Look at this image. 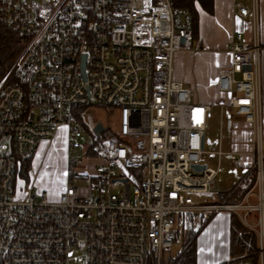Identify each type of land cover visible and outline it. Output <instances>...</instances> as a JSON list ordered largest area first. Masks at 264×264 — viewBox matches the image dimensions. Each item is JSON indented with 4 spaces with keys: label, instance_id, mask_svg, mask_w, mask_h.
<instances>
[{
    "label": "built area",
    "instance_id": "obj_1",
    "mask_svg": "<svg viewBox=\"0 0 264 264\" xmlns=\"http://www.w3.org/2000/svg\"><path fill=\"white\" fill-rule=\"evenodd\" d=\"M235 14L250 19L251 37L234 33L216 85L254 130L255 177L240 200L203 202L193 195L218 190L219 167L194 168L212 105L196 101L174 67L176 52L194 48L190 9L174 0H0V24L24 37L0 82V264H68L73 251L82 264H163L195 219L220 211L238 218L255 247L217 264H264L258 0L236 2ZM94 100L119 110L111 135L82 120ZM63 128L64 190L52 200L20 187L21 159Z\"/></svg>",
    "mask_w": 264,
    "mask_h": 264
},
{
    "label": "rangeland",
    "instance_id": "obj_2",
    "mask_svg": "<svg viewBox=\"0 0 264 264\" xmlns=\"http://www.w3.org/2000/svg\"><path fill=\"white\" fill-rule=\"evenodd\" d=\"M196 38V37H195ZM196 40V39H195ZM194 40V45H195ZM187 53V51H185ZM208 56H200L195 58L192 62L188 63L186 60L181 67V70L185 73H190L193 77L191 84L193 97L199 102H210L212 110L209 116V122L205 132V145L204 152L201 155V162L208 164L212 167H218V175L216 182L220 191H230L238 184V182L245 178L249 171H252L248 164L245 163L238 166L234 163V160L239 156L237 152L225 153L222 156L214 153L219 149V142L221 139V149L224 151H234L238 149L239 145L244 146V138L239 133L235 134L232 129L231 122L235 120L242 121L241 117L231 116L234 110L226 104L228 96L224 93L217 91L215 84L212 82L215 70L220 64L225 63L229 57L224 51L208 49ZM191 63V64H190ZM176 66V64H175ZM221 103L223 104V112L221 114ZM81 117L85 125L89 129H93L94 126L101 122L106 130L104 135H111L118 129L119 110L113 105L103 104L97 101H93L90 105L80 109ZM235 114V113H234ZM40 148L35 157V164L33 167L32 175L24 178L23 173V161L21 159L19 173L17 178V184L21 187L23 183L25 185L32 184L33 192L45 193L50 199H56L60 194L61 187L64 183L65 169H66V154H67V136L66 130L61 129L57 136L51 142H45L40 144ZM32 157L31 163L33 161ZM32 166V164H31ZM32 169V167H31ZM30 169V170H31ZM85 185V182L79 181ZM253 184V183H252ZM121 187L114 184L113 191L119 193ZM194 200L203 202H214L216 197L212 194H199L193 195ZM220 200L230 201L228 196L221 195ZM212 214L201 218L195 219L194 232L199 231L201 226L210 219ZM181 235L173 244L170 252L164 253L163 264L173 262L180 252L183 250L184 245L188 240ZM250 242L246 246V249L254 250V242L251 238ZM246 249H243L240 253H235L233 256L243 254ZM81 255L78 251L70 252L67 256L68 264H82L78 261V257ZM171 261V262H170Z\"/></svg>",
    "mask_w": 264,
    "mask_h": 264
},
{
    "label": "crops",
    "instance_id": "obj_3",
    "mask_svg": "<svg viewBox=\"0 0 264 264\" xmlns=\"http://www.w3.org/2000/svg\"><path fill=\"white\" fill-rule=\"evenodd\" d=\"M236 2L250 3L251 0H214L213 13H208L206 10H204L201 7V5L198 2H195V9L199 17L198 35L195 38L196 39L195 45L192 51H188L186 53L185 51L180 50L175 54L174 67H175V78L177 80L184 82L187 86L191 88V84L193 81L192 75L190 73H185L181 70V67L183 66L186 60H188L189 63L192 62L195 58H198L200 56H208L209 54L207 52L208 49H213V50L217 49L219 51H224L228 56L226 49L228 43L230 42L231 38L236 32H242L247 40L250 39L251 37L250 19H244L239 16H236L235 14ZM258 7H259V15H260L261 40L262 42H264V0H258ZM228 60L225 63L220 64L215 70L216 72L214 73V75H212V77L214 78L212 82L215 84L216 89H217L216 83H217L219 69L222 66L226 65L228 63ZM261 66H262L261 78H262V103H263L262 147L264 150V54L262 55ZM206 103H210V102H206ZM227 103L228 100L226 101V104ZM223 104L224 103H221V105ZM231 116L241 117L243 119L242 121L235 120L231 122L232 124L231 127L235 134L239 133L240 135H242V138H244L245 140L244 142H246V145L245 143L244 146L239 145L238 146L239 148L235 149L234 151L228 152L222 149L221 150L227 153L237 152L242 159V164L245 165V163L248 164L247 162H249V167L251 169L255 160L256 137L254 130L251 124L245 121V119L242 116L235 115L234 113H232ZM45 142H51V141H43L42 143ZM40 146L38 147L37 151L34 154V158L32 161V169L30 170L31 173L30 176L32 175L33 167L35 164V157L39 151ZM219 148H221V139L219 142ZM218 150L219 149H217L216 151ZM216 151H214V153H216ZM241 181L242 179L238 182V184ZM65 182L66 179L64 176V183L61 187L60 193L64 190ZM226 192L228 191H220L218 186V190L214 195L216 197V200L218 197H220L221 195H223V193ZM231 219H232L231 213L226 211H220L212 214L211 218L208 219V221L201 226L197 234V240H196L197 264H217L231 257V249H230Z\"/></svg>",
    "mask_w": 264,
    "mask_h": 264
},
{
    "label": "trees",
    "instance_id": "obj_4",
    "mask_svg": "<svg viewBox=\"0 0 264 264\" xmlns=\"http://www.w3.org/2000/svg\"><path fill=\"white\" fill-rule=\"evenodd\" d=\"M175 5L188 8L192 11L194 16L193 25V35L194 38L198 35L199 17L195 9V2H198L201 7L208 13L214 12V0H174ZM24 42V37L8 28L7 26L0 24V82L4 79L7 73L11 70L13 63L20 52ZM17 76L13 72L7 83H13L17 81ZM32 156L27 158H22L23 161V173L24 178L29 177V171L31 169ZM255 173L250 171L242 181L234 187L232 190L223 193L224 196H228L230 201H237L242 198L244 193L254 182ZM26 183V182H25ZM215 195V194H213ZM219 197L216 201H219ZM205 224V223H204ZM203 224V225H204ZM199 231L194 232L184 245L183 250L180 252L179 256L173 260V262L165 264H197V253H196V240ZM251 238L255 245L254 236L243 227L238 218L232 214L231 219V256L235 253H240L243 249H246L245 242ZM244 251V250H243Z\"/></svg>",
    "mask_w": 264,
    "mask_h": 264
},
{
    "label": "water",
    "instance_id": "obj_5",
    "mask_svg": "<svg viewBox=\"0 0 264 264\" xmlns=\"http://www.w3.org/2000/svg\"><path fill=\"white\" fill-rule=\"evenodd\" d=\"M104 125L101 123V122H98L95 126H94V130L96 132H100V131H103L104 130ZM207 166L206 163H199V164H194V168L197 169V170H203L205 169Z\"/></svg>",
    "mask_w": 264,
    "mask_h": 264
}]
</instances>
